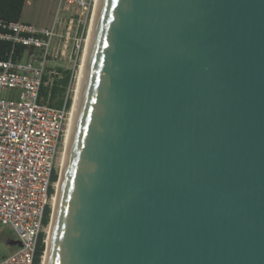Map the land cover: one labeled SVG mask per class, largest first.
<instances>
[{"label":"water","instance_id":"1","mask_svg":"<svg viewBox=\"0 0 264 264\" xmlns=\"http://www.w3.org/2000/svg\"><path fill=\"white\" fill-rule=\"evenodd\" d=\"M52 222L43 264H264V0L99 1Z\"/></svg>","mask_w":264,"mask_h":264},{"label":"built area","instance_id":"2","mask_svg":"<svg viewBox=\"0 0 264 264\" xmlns=\"http://www.w3.org/2000/svg\"><path fill=\"white\" fill-rule=\"evenodd\" d=\"M96 4L59 0L60 8L84 19L92 18ZM57 36L56 24L39 28L0 19V40L26 48L21 58L16 59L13 50L8 60H0V227L11 228L19 239L17 249L0 264H34L45 233V211L52 209L57 193L52 176L61 167L71 108L66 102L62 108L40 102ZM7 89L18 91L17 98H2Z\"/></svg>","mask_w":264,"mask_h":264},{"label":"rangeland","instance_id":"3","mask_svg":"<svg viewBox=\"0 0 264 264\" xmlns=\"http://www.w3.org/2000/svg\"><path fill=\"white\" fill-rule=\"evenodd\" d=\"M73 13H75V11L72 9L68 11L64 8H60L59 0H27L22 16L23 22H30L37 27L48 28L56 24L58 36L54 39L53 49L51 51L52 56L48 62V83L50 84L53 81L55 75H57V68L59 67L69 69L74 72L76 77L69 90V96L72 98L71 110L74 107L73 104L76 94L77 76L82 65L87 36L89 34L90 26L94 16L93 14L92 18L84 19L80 18L79 16L77 17ZM18 95L19 93L16 90L7 89L2 91V98L15 99ZM60 175L61 167L59 166L58 180L56 182L60 180ZM48 208L49 207L46 209ZM53 215L54 209L52 206L50 222L48 226H45L46 246L48 243V236L50 233L49 231ZM18 242L19 239L14 230L9 227H0V261L12 254L17 249ZM45 252L46 248L43 254L44 259Z\"/></svg>","mask_w":264,"mask_h":264},{"label":"trees","instance_id":"4","mask_svg":"<svg viewBox=\"0 0 264 264\" xmlns=\"http://www.w3.org/2000/svg\"><path fill=\"white\" fill-rule=\"evenodd\" d=\"M27 0H0V19L6 22H20L24 13ZM14 50V57L21 58L26 50L23 45L14 46L11 41L0 40V60H8L12 51ZM16 51V52H15ZM74 72L69 69L57 68V75L49 84V76L46 74L41 89V103H48L55 108H62L65 105L68 109L71 108L72 98L69 96V90L74 83ZM53 182L58 180V175L52 176ZM54 193V189H50V194ZM51 207L46 209L43 223L48 226L50 222ZM46 233H42L39 238L37 255L34 264H42V255L44 254L46 244L44 242Z\"/></svg>","mask_w":264,"mask_h":264},{"label":"bare ground","instance_id":"5","mask_svg":"<svg viewBox=\"0 0 264 264\" xmlns=\"http://www.w3.org/2000/svg\"><path fill=\"white\" fill-rule=\"evenodd\" d=\"M99 1L100 0H97V4H96L95 11H94L93 20H92V23H91V26H90L89 34L87 36L86 47H85V51H84V54H83L82 65H81V67L79 69L78 76H77L76 94H75V99H74V104H73L74 107L72 108V110H74V108H75L77 97H78V93H79V89H80V85H81V81H82V76H83V72H84V68H85V64H86V60H87V56H88V51H89L90 42H91V38H92V33H93V28H94V23H95V19H96V14H97ZM72 110L70 111V113H71L70 116L71 117L69 119L68 131H67L66 140H65V147L66 148H65V152L62 155V158L60 160V162L62 161L61 162V175H60L61 178H60V181L57 182V193H56V195L54 196V199H53L54 212H55L56 201H57L58 192H59L60 183H61L62 174H63V169H64L65 156H66V150H67V144H68V137H69V131H70V125H71V118H72V113H73ZM52 225L53 224H51L50 231H49L50 233H49V236H48V242L50 241V237H51ZM44 260L46 262V259H44Z\"/></svg>","mask_w":264,"mask_h":264},{"label":"crops","instance_id":"6","mask_svg":"<svg viewBox=\"0 0 264 264\" xmlns=\"http://www.w3.org/2000/svg\"><path fill=\"white\" fill-rule=\"evenodd\" d=\"M26 6V5H25ZM26 23H30V22H26ZM30 24H32V23H30ZM33 25V24H32ZM39 28H42V27H39Z\"/></svg>","mask_w":264,"mask_h":264},{"label":"flooded vegetation","instance_id":"7","mask_svg":"<svg viewBox=\"0 0 264 264\" xmlns=\"http://www.w3.org/2000/svg\"><path fill=\"white\" fill-rule=\"evenodd\" d=\"M43 256V255H42ZM42 262V261H41Z\"/></svg>","mask_w":264,"mask_h":264}]
</instances>
